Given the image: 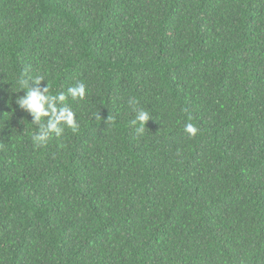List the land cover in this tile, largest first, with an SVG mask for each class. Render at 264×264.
<instances>
[{
  "label": "trees",
  "instance_id": "trees-1",
  "mask_svg": "<svg viewBox=\"0 0 264 264\" xmlns=\"http://www.w3.org/2000/svg\"><path fill=\"white\" fill-rule=\"evenodd\" d=\"M0 264H264V0H0Z\"/></svg>",
  "mask_w": 264,
  "mask_h": 264
},
{
  "label": "clouds",
  "instance_id": "clouds-1",
  "mask_svg": "<svg viewBox=\"0 0 264 264\" xmlns=\"http://www.w3.org/2000/svg\"><path fill=\"white\" fill-rule=\"evenodd\" d=\"M43 79L44 78L42 76H37L34 81L39 84ZM19 83L22 88H26L27 90L25 91V96L17 100L18 105L33 114L35 120L37 121L44 118L48 119L47 131L35 139V142L38 145L43 146L46 143L50 137L49 133H54L56 137H60L64 131V126L71 128L74 133L77 131L78 125L76 122L75 112L68 106L58 109L57 102L66 101L69 96L73 100L84 99L86 95V88L83 83H78L73 87H69L67 95H51L49 94V86H47L43 92L38 89L33 90L29 85V81L26 79H21ZM149 119V113L141 110L138 112L136 121H133V124L139 121L141 124L140 131H142L144 125ZM185 132L188 133L190 137H195L198 129L193 123L189 122L185 125Z\"/></svg>",
  "mask_w": 264,
  "mask_h": 264
}]
</instances>
